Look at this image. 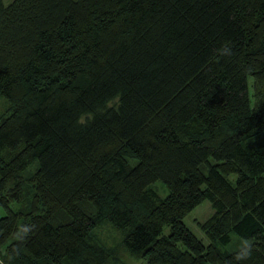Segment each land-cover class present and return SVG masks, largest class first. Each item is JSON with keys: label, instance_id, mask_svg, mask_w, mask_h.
Masks as SVG:
<instances>
[{"label": "trees", "instance_id": "trees-1", "mask_svg": "<svg viewBox=\"0 0 264 264\" xmlns=\"http://www.w3.org/2000/svg\"><path fill=\"white\" fill-rule=\"evenodd\" d=\"M1 95L0 264H264V0H0Z\"/></svg>", "mask_w": 264, "mask_h": 264}, {"label": "rangeland", "instance_id": "rangeland-1", "mask_svg": "<svg viewBox=\"0 0 264 264\" xmlns=\"http://www.w3.org/2000/svg\"><path fill=\"white\" fill-rule=\"evenodd\" d=\"M252 79V78H251ZM117 102V98L113 99L109 102L110 105L115 104ZM10 101L3 95L0 96V115L7 109ZM33 170V169H32ZM264 174V173H263ZM28 176V175H26ZM25 176L24 181L27 184L26 187H32L30 181ZM232 180H235L236 174L233 173L230 175ZM152 186L162 195H166L168 193L167 186L162 182V180H156L152 183ZM27 198H25L26 201ZM15 207V204H12ZM6 212L5 208L0 205V216L4 215ZM213 213V208L211 205V201L209 199L203 200L200 204H198L195 208H193L185 217V222L191 228L195 234L200 237L205 244L210 242L209 237L200 227L199 222L204 221ZM168 231V227H166ZM95 235L97 238L107 247L116 248L121 257L122 262L125 264H151L147 262L144 258H137L132 256L128 251L125 250L122 246V233L121 231L113 226L111 223H105L98 226L95 229ZM247 240L251 242V238L243 237L235 232H231V239L226 244L219 243L220 248L222 249H235L244 245V241ZM3 247L0 251H3ZM122 264V263H120ZM159 264V263H153Z\"/></svg>", "mask_w": 264, "mask_h": 264}, {"label": "clouds", "instance_id": "clouds-1", "mask_svg": "<svg viewBox=\"0 0 264 264\" xmlns=\"http://www.w3.org/2000/svg\"><path fill=\"white\" fill-rule=\"evenodd\" d=\"M230 42H225V46H222L221 49H218L217 51L221 54L224 55L225 54V50H226V46L229 45ZM227 54L231 55V50L230 48L227 49ZM244 245L246 247V251H244L242 254L238 255L237 259H248L251 256V251H252V244L245 240Z\"/></svg>", "mask_w": 264, "mask_h": 264}]
</instances>
